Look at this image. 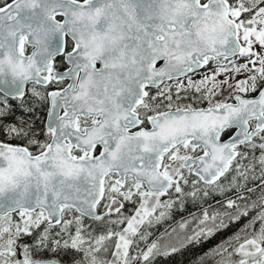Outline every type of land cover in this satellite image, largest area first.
I'll return each mask as SVG.
<instances>
[{
  "label": "snow or ice",
  "instance_id": "snow-or-ice-1",
  "mask_svg": "<svg viewBox=\"0 0 264 264\" xmlns=\"http://www.w3.org/2000/svg\"><path fill=\"white\" fill-rule=\"evenodd\" d=\"M57 57L66 71H54ZM210 62L212 74L193 80L189 74ZM53 81L71 83L47 94L31 90L50 102V142L41 143L30 124L7 123L5 102L23 100L29 83ZM0 96V135L38 149L0 141V264H43L38 249L71 253L68 264H151L179 249L155 241L136 255L130 249L137 237L147 240L146 224L173 207L170 190L193 199L209 188L225 191L221 178L235 171L247 180L255 162L259 202L228 199L224 207L233 211H205L181 246L209 239L252 210L208 255L217 264H264V0H0ZM192 97L208 106L179 103ZM241 146L252 150L253 162L242 163L249 153ZM230 187H240L235 177ZM134 196L135 214L123 215L121 201ZM73 210L79 215L66 220ZM113 213L120 215L107 223L126 226L86 238L83 217L104 221ZM45 222L33 246L22 241ZM55 225L67 239H50Z\"/></svg>",
  "mask_w": 264,
  "mask_h": 264
},
{
  "label": "trees",
  "instance_id": "trees-1",
  "mask_svg": "<svg viewBox=\"0 0 264 264\" xmlns=\"http://www.w3.org/2000/svg\"><path fill=\"white\" fill-rule=\"evenodd\" d=\"M215 67L214 62H210L208 70ZM54 68L56 70H63L65 68V63L62 58L58 59L55 62ZM241 76V75H239ZM239 76H236V79H239ZM66 86L65 82L50 83L49 86L43 88L40 86H33L41 91L42 94H47L49 91L61 90ZM28 88L25 91V96L23 100L16 98H7L5 102L8 108L11 110V115L6 117L7 123L10 124H19L21 121L30 124L32 129L36 134V138L39 139L41 143L49 142V138L46 135V116L48 101L37 99L32 95V88ZM182 96H191V92L188 94L181 93ZM197 96L199 94H196ZM227 95V92L224 95L217 97V99H223ZM255 95V94H250ZM0 100H3V97L0 96ZM231 100H228V102ZM183 103H193L194 106H199L201 108H206L208 106L207 101L200 103L196 101L195 97L191 99H185L184 101L179 102ZM175 106V105H174ZM228 136H225L227 138ZM0 141L8 142L16 146H27L29 150L34 154L38 152V149L35 145H29L26 140H7L5 136L0 135ZM245 152L249 153L248 159L243 160L244 165L249 164L252 161V150L245 149L241 147ZM259 151L255 152V156H259ZM235 166V162H234ZM187 176V171H185ZM261 170L258 162H255V169L253 172L248 173V178L245 180L243 177H240L235 171H230L226 174V178H222V183L225 187V191L213 190L212 188L208 189L209 194L204 196L202 192L197 194V197L193 199L190 196L177 198V194L174 191L170 190L172 199L175 200L173 207L171 209H165L166 215L159 219L158 221L153 218L151 225H145L141 231L148 233L147 240H139L136 238V243L130 249L132 255H136L140 249L146 250L147 246L152 242H158L161 245V248L176 246L179 250L177 252L171 253L168 256L157 255L151 259V264H217L219 257L208 255L211 249L215 248L218 244L227 240L234 233L240 231L245 224L248 223L254 211L250 210L248 217H241L239 221L230 223L229 227L222 229L217 232L214 236L210 237L207 240L202 239L200 243H191L186 244V246H181L185 243V237L190 235L198 225L196 223L197 219H202L203 213L207 211L210 215L215 212L223 213L225 211H233L231 209H226L224 205L228 199L235 200L237 204L243 206L245 202L251 204L253 201L259 202L261 196V185L262 181L260 179ZM236 178L237 183L240 187H230L233 178ZM253 177H256L253 179ZM189 180L192 177H188ZM220 183V182H218ZM185 191H191V184L183 185ZM251 188L253 191H248ZM238 195L245 197V200L238 199ZM162 200H167L168 197H161ZM256 209L255 211H258ZM160 210L157 211V215ZM78 214L73 210L71 212H66L65 219L68 217L69 220H73ZM82 223L84 225V235L86 238H89V233L91 237L94 238L105 233L108 229H113L115 231L121 230L124 225H115L110 224L104 221H92L85 218H82ZM187 223L186 227L178 230L181 224ZM60 227H56V233L60 230ZM75 224L71 226V231L74 234ZM179 231L178 238L174 239L171 235ZM61 237L62 239H67L66 234L57 236L56 238ZM169 238V239H168ZM106 244L109 246V251L111 252L114 249L113 241H107ZM107 256L108 259L112 257L108 254H103ZM54 260L62 261L63 264H68L72 259V254L68 253L63 255V251H57L54 254Z\"/></svg>",
  "mask_w": 264,
  "mask_h": 264
},
{
  "label": "flooded vegetation",
  "instance_id": "flooded-vegetation-1",
  "mask_svg": "<svg viewBox=\"0 0 264 264\" xmlns=\"http://www.w3.org/2000/svg\"><path fill=\"white\" fill-rule=\"evenodd\" d=\"M30 52H31V49H28V53L30 54ZM60 58H62V57H59V58H57L55 61H54V64H53V67H54V65H55V62L58 60V59H60ZM63 59V58H62ZM63 61H64V59H63ZM64 63H65V61H64ZM54 70H56L55 68H54ZM64 70H67V65H66V63H65V68L63 69V70H56V71H64ZM65 83H66V86H67V84L69 83V81H64ZM53 83H56V82H53ZM33 86H39V85H32L31 83H29L28 85H26V89H25V91L28 89V88H31V87H33ZM48 86H49V84H48ZM65 86V87H66ZM47 87V86H46ZM64 87V88H65ZM43 88H45V87H43ZM173 90H175V89H173ZM54 91H57V90H54ZM153 91H155V89L153 90ZM49 92H52V91H49ZM48 92V93H49ZM229 137H227V138H225V137H223L222 139H224V140H226V139H228ZM106 187H107V185H106ZM118 199H120V198H118ZM110 201L107 199V194H106V198L104 199V200H102L101 201V205H99L98 207H97V213L98 214H101V215H103L104 214V212H105V208H104V205L105 204H107V203H109ZM121 202H123L124 203V205H126V201H121ZM118 214H116V215H111V217H109V216H105V219H104V222H107V221H109L110 219L111 220H113V219H115V218H117L118 216H117ZM84 218V217H83ZM14 219H16V220H19V217L18 216H16L15 214H14ZM70 219V218H69ZM68 219V217L66 218V220H69ZM85 219H87V218H85ZM88 220H90V219H88ZM92 221H95V220H92ZM46 226V222H45V224H42L41 225V227L39 228V229H33L32 231H33V236H24V237H22L21 239H22V241L24 242V243H27L29 246H33V244H34V237H35V235H36V233H39V232H41L43 229H44V227ZM60 226V225H59ZM56 227H54L53 229H52V231H51V235H50V239H62L61 237H59V238H56V229H55ZM65 239V238H64ZM54 254H55V252H53L51 249H38L37 251H36V253H35V258H37V259H40L42 262H47V261H56V260H54L53 258H54ZM63 255H67L65 252H63Z\"/></svg>",
  "mask_w": 264,
  "mask_h": 264
},
{
  "label": "rangeland",
  "instance_id": "rangeland-1",
  "mask_svg": "<svg viewBox=\"0 0 264 264\" xmlns=\"http://www.w3.org/2000/svg\"><path fill=\"white\" fill-rule=\"evenodd\" d=\"M240 62L242 63L243 61H240ZM205 74H207V75H211V74H212V69H210V70H208V71H205V72H202V73H198V74H196V75H193L192 78H193V80H195V81H199V80H201V79L204 78V75H205ZM245 75H246V74H245ZM245 75H241V76H239V79H244V78H245ZM217 79H218V80L224 79V76H218ZM182 80H183V82H184L185 85H186V84H187V81H186L185 79H182ZM168 84H170V85L173 87V89H175V81L172 82V83H168ZM125 203H126L125 208L122 209L123 215H125V216H131V215H134V214H135V209L139 207V198L134 196L132 201H126ZM119 215H120V214H118L117 216H119ZM115 219H116V218H115ZM115 219H113V220H115ZM199 220H200V219H197L196 223L199 224ZM181 225H182V224H181ZM183 225H187V223H184ZM124 226H126V225H124ZM183 228H185V227H183ZM183 228L180 226V228H179L178 230L180 231V230L183 229ZM179 231H178V232L175 231V232L171 235V237L174 238V239H177V238H178V235H177V234H179ZM168 239H169V238H168ZM113 250H114V249H113Z\"/></svg>",
  "mask_w": 264,
  "mask_h": 264
},
{
  "label": "water",
  "instance_id": "water-1",
  "mask_svg": "<svg viewBox=\"0 0 264 264\" xmlns=\"http://www.w3.org/2000/svg\"><path fill=\"white\" fill-rule=\"evenodd\" d=\"M57 58H59V57H57ZM56 58V59H57ZM53 64H54V62H53ZM206 67V66H205ZM205 68H202V69H199V70H197V72L196 73H198V72H201V71H203ZM55 72H63V71H56V70H54ZM64 71H66V70H64ZM196 73H194V74H192V73H190L189 75H191V76H193V75H195ZM181 79H184L183 77L181 78ZM53 82H56V81H53ZM169 82H171V81H169ZM69 83H71V81H69ZM167 83V82H166ZM40 86V85H39ZM46 86H48V85H46ZM46 86H40V87H46ZM67 87V86H66ZM25 89H26V86H25ZM63 89H61V90H59V91H62ZM8 98H12L11 96H9ZM232 102H234L233 100H232ZM231 103V102H230ZM49 111H50V102H48V108H47V116H46V123H45V125H46V129H47V125H48V123H49V116H48V113H49ZM61 115L63 114L62 113V111H61V113H60ZM227 140V139H226ZM50 142V141H49ZM222 179V178H221ZM75 211V210H74ZM77 214H79V213H77ZM117 213H113L112 215H116ZM84 218H87V219H90V220H93L92 218H90V217H84ZM55 226H59V225H55ZM50 262L51 261H47V262H43V264H50Z\"/></svg>",
  "mask_w": 264,
  "mask_h": 264
}]
</instances>
